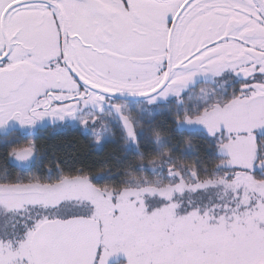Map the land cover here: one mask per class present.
I'll return each instance as SVG.
<instances>
[{
    "label": "snow or ice",
    "instance_id": "1",
    "mask_svg": "<svg viewBox=\"0 0 264 264\" xmlns=\"http://www.w3.org/2000/svg\"><path fill=\"white\" fill-rule=\"evenodd\" d=\"M0 264H264V0H0Z\"/></svg>",
    "mask_w": 264,
    "mask_h": 264
},
{
    "label": "flooded vegetation",
    "instance_id": "2",
    "mask_svg": "<svg viewBox=\"0 0 264 264\" xmlns=\"http://www.w3.org/2000/svg\"><path fill=\"white\" fill-rule=\"evenodd\" d=\"M206 87H211V85L209 84V85H207ZM197 90H199V86H198V89Z\"/></svg>",
    "mask_w": 264,
    "mask_h": 264
}]
</instances>
